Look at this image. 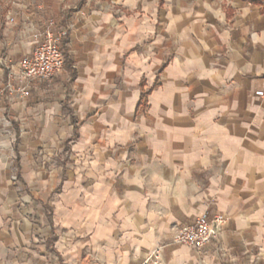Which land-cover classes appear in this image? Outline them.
<instances>
[{
    "label": "crops",
    "instance_id": "crops-1",
    "mask_svg": "<svg viewBox=\"0 0 264 264\" xmlns=\"http://www.w3.org/2000/svg\"><path fill=\"white\" fill-rule=\"evenodd\" d=\"M76 1L0 9V88L29 26L71 24L63 71L0 96V264L157 247L165 264H264V0ZM206 210L227 217L218 240L173 242Z\"/></svg>",
    "mask_w": 264,
    "mask_h": 264
},
{
    "label": "built area",
    "instance_id": "built-area-1",
    "mask_svg": "<svg viewBox=\"0 0 264 264\" xmlns=\"http://www.w3.org/2000/svg\"><path fill=\"white\" fill-rule=\"evenodd\" d=\"M19 3L20 0H12L13 5ZM7 19L10 22L14 20L11 13ZM70 29L71 24L62 26L54 17H45L44 21L29 26L26 31L35 42L34 49L8 69L4 86L0 88V96L6 92L11 96H28L35 82L49 81L60 74L65 66L62 45ZM13 126V119L0 111V148L3 140L14 134ZM12 179L18 180L16 172ZM226 222L227 217L223 213L210 215L206 210L191 224L176 228L172 240L177 244L202 250L220 238ZM161 250L162 247H157L141 264H165Z\"/></svg>",
    "mask_w": 264,
    "mask_h": 264
},
{
    "label": "rangeland",
    "instance_id": "rangeland-1",
    "mask_svg": "<svg viewBox=\"0 0 264 264\" xmlns=\"http://www.w3.org/2000/svg\"><path fill=\"white\" fill-rule=\"evenodd\" d=\"M7 2L8 0H0V9L2 10H5V8L7 9L8 7ZM76 2H81V0H77Z\"/></svg>",
    "mask_w": 264,
    "mask_h": 264
},
{
    "label": "trees",
    "instance_id": "trees-1",
    "mask_svg": "<svg viewBox=\"0 0 264 264\" xmlns=\"http://www.w3.org/2000/svg\"><path fill=\"white\" fill-rule=\"evenodd\" d=\"M65 54V53H64ZM66 57V56H65ZM65 62H66V58H65Z\"/></svg>",
    "mask_w": 264,
    "mask_h": 264
}]
</instances>
